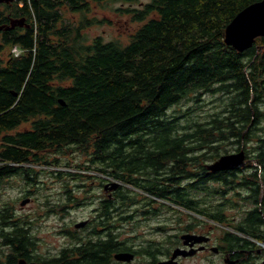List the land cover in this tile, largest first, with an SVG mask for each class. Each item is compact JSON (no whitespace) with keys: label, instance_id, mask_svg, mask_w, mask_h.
<instances>
[{"label":"trees","instance_id":"trees-1","mask_svg":"<svg viewBox=\"0 0 264 264\" xmlns=\"http://www.w3.org/2000/svg\"><path fill=\"white\" fill-rule=\"evenodd\" d=\"M16 1L21 7L5 2L3 7L12 16L26 15L31 28L4 36L0 182L16 176L33 186L42 171L31 164L70 167L81 154L86 166L113 177L104 185L122 180L185 210L199 212V202L188 196L184 183L196 192L212 182L217 185L210 193L219 196L229 186H241L258 200L264 187V37L240 52L224 43V31L237 13L259 0ZM106 2L129 4L117 11L139 23L125 42L83 36V27L99 21L86 19V12ZM69 12L80 16L69 18ZM205 94L223 97L217 111L183 123L167 115L170 107L188 100L198 104ZM229 145L234 152L251 153L249 169L209 172V161L227 154ZM25 162L27 167L20 166ZM106 198L90 223V237L85 243L74 238L59 250L58 261H107L112 249ZM116 200L124 209L134 196L120 192ZM146 205L156 209L153 215L171 209ZM218 206L203 212L217 223L222 218ZM124 211L116 212L115 228L119 219L128 221ZM14 217L6 207L0 211V225L6 228L0 240L10 248L6 262L40 259L35 238L24 226L30 222ZM101 227L104 238L93 239ZM122 246L116 241L115 251Z\"/></svg>","mask_w":264,"mask_h":264},{"label":"rangeland","instance_id":"rangeland-1","mask_svg":"<svg viewBox=\"0 0 264 264\" xmlns=\"http://www.w3.org/2000/svg\"><path fill=\"white\" fill-rule=\"evenodd\" d=\"M137 1V4H142L147 0ZM128 5L127 3L122 4L120 2L111 4L106 2L105 4H98L97 6L91 5V9L89 12H86L85 17L88 20L95 18V21H99L83 27L82 33L85 40L91 41V39L96 36H101L105 41L115 39L125 42L128 40L130 33L139 26V23L131 20L129 15H122L117 11L118 7H127ZM67 15L69 18L74 17L73 19L79 18L80 16L78 13L72 15L70 12L67 13ZM202 97L203 100L198 104H195L192 100H188L170 107L167 110V115L179 116L182 123L191 118L202 119L206 115L217 111L221 104L220 101L223 99L220 95L211 94H205ZM227 147L229 148L228 153L234 152L235 146L229 145ZM70 154L64 156L66 158H71ZM250 155L251 153L247 156ZM247 156L245 158V166L249 169L250 159H248L249 157ZM85 159L86 158L80 154L73 163L77 166L73 165L70 167L31 164L32 168L42 171L38 174L37 182H35L33 186L21 183L16 176L4 178V181L0 182V211L6 207L9 212L13 213V216L20 217L30 222L29 225L24 224V226L28 228L29 234L34 236L36 251L40 253L41 256H57L61 248L72 245L74 238L79 239L82 236L84 240H87V238L90 237L87 233L90 227L80 230L75 228L74 224L88 217L93 221L97 219L96 215H98L101 207L104 205L102 202L107 199V192L103 190L104 184L108 181H112L111 178L113 177L96 170L95 167L86 166L87 162H85ZM209 162L213 161L210 160ZM79 164L81 167L78 166ZM54 171L68 172L74 176H72L73 178L65 175L59 177ZM216 185L217 184L209 182L205 186V188L207 187L206 191L201 190L195 192L190 188H186L185 183L181 184L184 189L189 191L188 196L190 198L199 201L197 206L206 208V212L208 213H210L213 208H218L220 204L221 197L218 194L210 193V188H215ZM123 186L127 191L135 192L138 196L143 197L144 201L147 203L153 200L155 202V207H157L156 205L160 208L163 206L166 208L171 206L170 208L174 211H165L163 209L161 212L162 217H173L174 220L177 222L179 221L180 224L191 222L190 219L193 216L192 211L185 210L176 205H171L166 202L165 199L152 195L142 189L132 188L128 185ZM237 191L239 192V190ZM69 195L74 199L73 202L69 199ZM205 196H208V199L206 198V203L203 205L202 203L204 201L202 199ZM26 197H29V201L21 205L22 199ZM136 205L140 207L139 201ZM123 213L126 214L125 211ZM158 213L160 214V212ZM116 216L115 214L114 221L117 219ZM140 219L144 221L141 224L137 222L138 225L135 229L128 228L127 223H120L119 219V221L116 222L115 228L116 234L120 233L117 239L132 238L138 231L140 225L144 226L147 224V226L153 227L159 222L155 220L153 216H146V218H142L140 215L135 216V221H139ZM210 223L213 224L216 222L211 220ZM1 228L2 226L0 225V229ZM68 233H70V235ZM84 234L86 235L84 236ZM155 237V233L146 236V238ZM100 238H103V236H100ZM93 239H96V236H93ZM0 251L2 250L0 249Z\"/></svg>","mask_w":264,"mask_h":264},{"label":"flooded vegetation","instance_id":"flooded-vegetation-1","mask_svg":"<svg viewBox=\"0 0 264 264\" xmlns=\"http://www.w3.org/2000/svg\"><path fill=\"white\" fill-rule=\"evenodd\" d=\"M4 2L6 3L5 5H10V7L14 4L21 7L20 3L16 0L0 1V69L3 68L4 54L7 53V47L3 43L4 36L26 32L31 28L30 19L26 15L12 16L3 7ZM12 52L18 54V50L15 48L12 49ZM21 129L23 130L24 128L22 127ZM246 156L247 153H245V158ZM28 164L25 162L20 164V166L27 167ZM245 165L232 171H235V173L246 171L248 167ZM209 172L212 171L209 170ZM132 178L136 179L135 177ZM230 180L238 182L241 180V176H231ZM115 183L117 187L111 191H105L108 197L109 214L112 216H110L111 222L109 226V237L111 239H109L110 241L108 240L112 250L109 253L107 261L103 262V264H264L263 186L261 187L257 201L253 199L255 194L248 192L244 187L240 186L238 189L234 186V189H232L233 186H229L228 190L220 196L222 218L219 223L211 224V220L203 213L207 209L197 206L199 212L196 210L192 211L191 222L180 224L174 218L168 216L162 217L161 212L160 214L156 213V215H153L156 209L150 211L143 197L138 196L135 192L127 191L121 186L127 182L117 180ZM120 192H127L134 196V201L127 207H124V209L120 202L116 200V194ZM206 198L208 199V196L202 199L204 201L203 205L206 203ZM138 201L140 207L136 205ZM149 202L155 206L153 200ZM156 206L158 207V205ZM120 210H125V215L128 216V221L125 222L130 229L137 228V222L141 224L144 221L142 219L135 221L136 215H140L142 218L153 216L159 222L153 227L147 226V224L144 226L140 225L138 231L133 235L134 239L133 237L117 239L114 215ZM168 210L174 211L172 209ZM84 220L87 221L86 224L77 229L84 230L90 227L92 219L88 217ZM5 229L1 228L0 231L3 232ZM102 229L105 228L101 227L99 230L100 234H95L96 240L100 236L104 238L105 230ZM153 233L156 235L155 238H146L148 234ZM68 234L70 235V233ZM81 237L79 241L85 243V240ZM116 241L123 243L121 250L115 251ZM0 242V249L2 250L0 251V264H19L21 260L24 261V264H65L63 263L64 260L58 261V255L51 257L42 255L40 259H17L16 262L15 257H11L9 261L14 260V262H6L10 248L3 245L2 239ZM119 252H127L132 257L129 261L118 260L114 255ZM62 258L63 256L61 255L60 259ZM84 262L82 259L77 264H84Z\"/></svg>","mask_w":264,"mask_h":264},{"label":"water","instance_id":"water-1","mask_svg":"<svg viewBox=\"0 0 264 264\" xmlns=\"http://www.w3.org/2000/svg\"><path fill=\"white\" fill-rule=\"evenodd\" d=\"M256 37H264V0L255 1L243 8L226 25L224 31V43L240 52L249 48L255 41ZM244 165L245 151L241 148L239 151L221 155L216 161L209 164L208 168L210 170L216 171L225 169H238ZM115 187H117L116 183H110L108 185H104V190H112ZM28 201L29 198H25L20 204L24 205ZM86 222V220L79 221L74 224V227H83ZM130 255L131 254L127 252H119L116 253L114 257L118 260L129 261L132 257V255ZM19 264H24V261L21 260Z\"/></svg>","mask_w":264,"mask_h":264}]
</instances>
